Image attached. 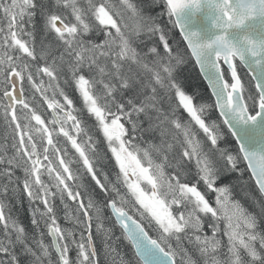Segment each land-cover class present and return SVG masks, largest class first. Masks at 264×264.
Returning <instances> with one entry per match:
<instances>
[{
  "label": "snow or ice",
  "instance_id": "1",
  "mask_svg": "<svg viewBox=\"0 0 264 264\" xmlns=\"http://www.w3.org/2000/svg\"><path fill=\"white\" fill-rule=\"evenodd\" d=\"M0 264H264V0H0Z\"/></svg>",
  "mask_w": 264,
  "mask_h": 264
},
{
  "label": "trees",
  "instance_id": "2",
  "mask_svg": "<svg viewBox=\"0 0 264 264\" xmlns=\"http://www.w3.org/2000/svg\"><path fill=\"white\" fill-rule=\"evenodd\" d=\"M188 83H189V90H191L192 88H197L199 89L201 92H205L208 93L210 92L209 89H207V84L206 82L197 75L196 70L195 69H191L188 73ZM47 115V113H45ZM14 211L19 215L20 219L24 222L25 225L29 224L30 221V216H29V212L30 209H28V205H27V201L25 200L24 202V207L23 208H16L14 209ZM62 226H64L63 221H61ZM116 233L117 235L120 234V230L119 228L116 229ZM150 235H154V233H152L150 231L149 233ZM127 245V241H123L122 242V246ZM126 251H129L130 249L125 248Z\"/></svg>",
  "mask_w": 264,
  "mask_h": 264
},
{
  "label": "water",
  "instance_id": "3",
  "mask_svg": "<svg viewBox=\"0 0 264 264\" xmlns=\"http://www.w3.org/2000/svg\"><path fill=\"white\" fill-rule=\"evenodd\" d=\"M206 82V81H205ZM206 84H207V82H206ZM210 90V89H209Z\"/></svg>",
  "mask_w": 264,
  "mask_h": 264
}]
</instances>
